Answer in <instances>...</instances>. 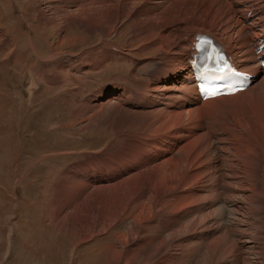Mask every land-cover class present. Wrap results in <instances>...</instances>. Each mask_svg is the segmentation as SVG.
Listing matches in <instances>:
<instances>
[{
    "label": "bare ground",
    "instance_id": "bare-ground-1",
    "mask_svg": "<svg viewBox=\"0 0 264 264\" xmlns=\"http://www.w3.org/2000/svg\"><path fill=\"white\" fill-rule=\"evenodd\" d=\"M61 3V12L78 9L53 14V23L78 19L98 37L95 71L134 66L95 96L89 124L105 122L121 145L82 167L92 190L77 204L75 245L108 237L105 264H264V77L253 50L264 37V0ZM115 34L130 35L126 54ZM206 34L258 76L248 89L199 99L187 56ZM76 179L81 194L88 188Z\"/></svg>",
    "mask_w": 264,
    "mask_h": 264
},
{
    "label": "rangeland",
    "instance_id": "rangeland-1",
    "mask_svg": "<svg viewBox=\"0 0 264 264\" xmlns=\"http://www.w3.org/2000/svg\"><path fill=\"white\" fill-rule=\"evenodd\" d=\"M55 1L8 0L0 11V264H105L109 251L104 235L75 245L77 204L92 190L82 167L121 145L105 122L89 124L95 96L134 66L95 71L98 37L74 17L53 23V14L78 9L61 12ZM127 37L111 36L122 55ZM76 176L88 188L81 194Z\"/></svg>",
    "mask_w": 264,
    "mask_h": 264
}]
</instances>
